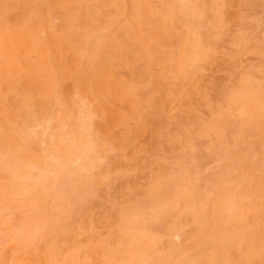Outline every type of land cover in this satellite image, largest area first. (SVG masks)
<instances>
[{"label": "rangeland", "instance_id": "obj_1", "mask_svg": "<svg viewBox=\"0 0 264 264\" xmlns=\"http://www.w3.org/2000/svg\"><path fill=\"white\" fill-rule=\"evenodd\" d=\"M0 2V264H264V0Z\"/></svg>", "mask_w": 264, "mask_h": 264}, {"label": "bare ground", "instance_id": "obj_2", "mask_svg": "<svg viewBox=\"0 0 264 264\" xmlns=\"http://www.w3.org/2000/svg\"><path fill=\"white\" fill-rule=\"evenodd\" d=\"M1 3V2H0ZM3 3V2H2ZM10 9V8H9ZM12 11V10H11ZM11 13V12H10ZM9 14V13H8ZM93 43V42H92ZM88 60V59H87ZM93 60V59H92ZM87 71V70H86ZM13 244V243H12Z\"/></svg>", "mask_w": 264, "mask_h": 264}]
</instances>
